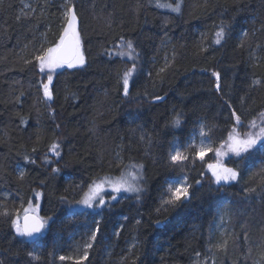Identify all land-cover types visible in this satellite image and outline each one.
Wrapping results in <instances>:
<instances>
[{
  "label": "trees",
  "instance_id": "16d2710c",
  "mask_svg": "<svg viewBox=\"0 0 264 264\" xmlns=\"http://www.w3.org/2000/svg\"><path fill=\"white\" fill-rule=\"evenodd\" d=\"M64 2L0 0V205L22 213L21 205L27 207L40 192L39 215L54 218L41 236L29 240L16 236L10 219L0 216V264H74L59 257L82 255L83 249L77 253L69 243L74 235L88 242L96 221L100 231L84 264H264V151L228 158L240 175L220 186L205 167L212 153L203 162L189 160L186 167L166 163L170 144H186L200 120L219 146L235 123L226 102L243 124L264 110V0H184L179 14L157 8L156 0H70L86 63L57 69L50 86L53 99L47 101L37 64L24 61L58 39ZM221 21L231 29L215 45ZM121 36L132 40L140 54L128 97L118 80L132 61L109 55L120 51ZM213 71L221 73L222 93L215 91ZM254 79L262 83L253 85ZM154 96L163 99L154 101ZM178 112L184 122L173 128L169 122ZM56 141L62 158L48 151ZM117 153L124 164L145 166L139 200L122 192L117 200L91 209L61 202V197L79 200L97 175H119ZM45 155L51 165L43 163ZM184 176L193 185L190 201L176 209L161 206L169 180ZM251 188L256 191L245 192ZM111 195L106 192L104 198ZM224 203L228 243L218 249L213 223ZM29 252L39 259H31Z\"/></svg>",
  "mask_w": 264,
  "mask_h": 264
},
{
  "label": "snow or ice",
  "instance_id": "6c2138e0",
  "mask_svg": "<svg viewBox=\"0 0 264 264\" xmlns=\"http://www.w3.org/2000/svg\"><path fill=\"white\" fill-rule=\"evenodd\" d=\"M184 0H175L174 3L165 2L161 3L160 0H156L157 8H167L173 13H181ZM25 7H29L25 5ZM140 5H137L139 10ZM62 27L59 33L58 39L52 43L50 46L43 47V45L36 50L32 57V60H25V64L32 63L33 61L37 64L39 71L44 73L47 70V81L43 82L41 87L43 89V96L45 100L51 101L53 99V92L51 90V85L53 82V73L57 68L67 66V68L72 69L79 66H84L86 61L82 51V37L78 28L79 18L75 8V5L70 2V0H65L62 5ZM21 19V17H17ZM109 23L111 21L109 20ZM231 29V24L225 21H221L217 30L214 33L213 43L215 45H221L222 42L227 38L228 33ZM249 33L245 31L243 33L244 37H248ZM202 40L207 39V35L202 33ZM244 40L241 41V46H243ZM109 55H119L121 57H127L128 60L132 61V66L126 68L120 75L118 84L122 86L123 95L128 97L131 94V86L134 83V75L138 71L137 61L139 59V53L136 50L134 42L132 40H125L122 36L120 37V51L117 53L109 52ZM175 58V51L173 52V59ZM167 61V57H166ZM168 67V63L164 67L159 69V73H163ZM211 75L215 78V91L222 93L221 86V73L219 71H213ZM151 76V73H149ZM253 85H259L262 83L259 79H254L252 81ZM139 95V93H137ZM145 96L148 95L147 92L144 93ZM23 96V92L20 93ZM19 101V96L16 98ZM163 97L154 96V101H160ZM243 102V98H241ZM225 107L231 109L230 119L235 123L231 129L228 130V134L225 138L220 140L219 146H214V142L211 140L212 129L208 128L207 124L203 121H199V128L193 130V135L189 138V141L181 145L179 142H174L170 144L167 161L166 163L173 169L181 168L187 166V162L192 160L195 163L197 160L203 162L205 157L209 153H214L216 157L215 163H208L205 165L208 172L211 173V180L215 185H226L231 181H236L240 175L236 168L227 167L225 165L224 158L229 156H234L237 159H243L246 155H252L256 151H264V112L259 114V123L257 119L254 118L248 124L250 130L247 133L241 134L239 128L243 126V121L241 115L238 114L237 110L233 107L230 102L225 103ZM175 111V109H173ZM183 113L178 112L172 120L169 122L173 128H180L184 122ZM21 123H24V119H21ZM60 125H57L59 129ZM258 129V130H257ZM197 137H199V143H197ZM144 136H141V140ZM148 142L151 144L152 138L148 137ZM61 142H53L48 151L53 153L57 157H61L60 152ZM33 153L37 150L32 149ZM62 158V157H61ZM24 160L28 163L34 164L35 160L31 159L29 155H24ZM43 163L46 165H51L52 161L48 159L45 155ZM144 165L143 164H124L123 159L120 154L117 153V170L119 175H112L110 172L104 175H97L88 184L87 190L83 192L81 198L75 201H67L66 197H61L62 203H68L70 206H83L84 208H97L103 207L104 205L118 199V194L120 193H130L135 195L137 200L140 199L141 194L144 191L143 181H144ZM53 173H59V168H52ZM19 178L23 179L25 177V171L20 169L18 172ZM199 175L204 177L205 172H200ZM43 183V182H42ZM261 183L264 184V175H261ZM195 184L197 186L202 184V180H196ZM77 187H80L79 185ZM193 185L188 182V177L184 176L183 179L176 178L168 184L167 191L164 195L167 199L162 198L161 206L167 209L170 206L173 209L181 207L184 203L190 201L192 197ZM110 191V200L104 198L105 193ZM256 188L245 189V192H255ZM40 192H34L32 198L28 200V206L16 210L15 213L10 212L4 205V211L0 212V216L5 219H10L11 227L14 233L18 237L22 238H33L41 234L50 225V222L54 219L51 216L41 217L38 212L40 207ZM4 198H8V194H4ZM33 200L36 202L33 204ZM159 208L157 212H159ZM127 219V217H125ZM223 219V217H221ZM139 224L140 221H137ZM157 224L160 221H156ZM100 231V221H96V228L91 232L89 241L83 244L82 255H61L59 257L60 261H72L74 264H84L89 256V249L93 247V241L96 240L97 235ZM116 235H119V230ZM247 238V237H245ZM227 239L216 244L218 249H226ZM135 245L130 246V251L133 250ZM80 249H77L79 253ZM197 257L200 253L196 254ZM28 256L33 260H38L39 257L34 253L29 252ZM207 259V257L205 258Z\"/></svg>",
  "mask_w": 264,
  "mask_h": 264
},
{
  "label": "rangeland",
  "instance_id": "374dc122",
  "mask_svg": "<svg viewBox=\"0 0 264 264\" xmlns=\"http://www.w3.org/2000/svg\"><path fill=\"white\" fill-rule=\"evenodd\" d=\"M65 67H67V66H65ZM57 69H60V68H57ZM56 70L53 73H51L52 76L56 72ZM41 81H42V83L47 81V70H45L44 73H41ZM262 112H264V110ZM256 119H257V122L259 123V115L256 117ZM249 122L247 124H243V126L239 128V131H240L241 134L247 133L250 130H252V129H250L248 127ZM192 135H193V133H192ZM197 143H199V137H197ZM212 154L213 155L211 156V159H210V161L208 163H215L216 162V157H215L214 153H212ZM228 158H231V159H237V158H235L234 156H231V154H230L229 156L225 157L224 161H223L227 167L234 168V166L232 164H230V162L227 160ZM209 174H210V177H211V173L210 172H209ZM180 179H183V177H180ZM173 180L174 179H170L169 183L172 182ZM231 182H233V181H231ZM107 192H110V191H107ZM220 205L221 206L217 210V217H216V219H215V221L213 223V226H214L213 227V233H214V235L216 234V238H218V241L222 242L226 238V237H224L225 234H226V231H227V226H225V222H226V220L228 218V214H227L226 203L220 204ZM221 217H223V219H221ZM79 235L84 236V234L81 233V232H79ZM75 237H76V235H74V237L72 238V241L69 243V245L71 247H73V249L76 250V251H77L78 248L80 250H82L83 249V243L80 240L77 241V239H75ZM72 252L73 251H71V253Z\"/></svg>",
  "mask_w": 264,
  "mask_h": 264
},
{
  "label": "water",
  "instance_id": "95a60500",
  "mask_svg": "<svg viewBox=\"0 0 264 264\" xmlns=\"http://www.w3.org/2000/svg\"><path fill=\"white\" fill-rule=\"evenodd\" d=\"M41 234H42V233H41ZM41 234H39V235H37V236H34V237L31 238V239H29V238H27V239H29V240L36 239V238H38L39 236H41Z\"/></svg>",
  "mask_w": 264,
  "mask_h": 264
}]
</instances>
